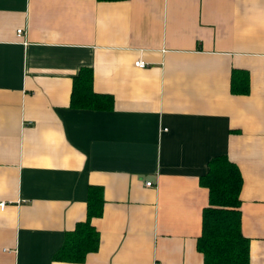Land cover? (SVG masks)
Segmentation results:
<instances>
[{
    "label": "crops",
    "instance_id": "1",
    "mask_svg": "<svg viewBox=\"0 0 264 264\" xmlns=\"http://www.w3.org/2000/svg\"><path fill=\"white\" fill-rule=\"evenodd\" d=\"M82 68L109 110L69 107ZM216 156L238 168L248 264H264V0H0V264H69L53 256L89 187L103 204L81 264H201Z\"/></svg>",
    "mask_w": 264,
    "mask_h": 264
},
{
    "label": "trees",
    "instance_id": "2",
    "mask_svg": "<svg viewBox=\"0 0 264 264\" xmlns=\"http://www.w3.org/2000/svg\"><path fill=\"white\" fill-rule=\"evenodd\" d=\"M248 87L247 73L232 70L230 93L246 95ZM111 105L110 97L93 93L90 69H80L72 78L69 107L109 110ZM199 185L207 191V203L200 214V234L195 242V249L202 257L201 264H248V240L240 232L238 195L241 177L238 168L225 156L213 157L208 160L205 172L199 177ZM102 204L101 189L89 187L85 201V220L65 234L53 261L81 264L87 254L96 251L98 233L91 222L101 216Z\"/></svg>",
    "mask_w": 264,
    "mask_h": 264
},
{
    "label": "built area",
    "instance_id": "3",
    "mask_svg": "<svg viewBox=\"0 0 264 264\" xmlns=\"http://www.w3.org/2000/svg\"><path fill=\"white\" fill-rule=\"evenodd\" d=\"M16 36H17V37L22 36V30H17V31H16ZM133 66H134L135 68H143L145 65H144V63H143L142 61L137 60V61H135V62L133 63ZM150 185H151L150 183H145V187H149ZM4 206H5V203L1 202V203H0V210H2V209L4 208Z\"/></svg>",
    "mask_w": 264,
    "mask_h": 264
}]
</instances>
